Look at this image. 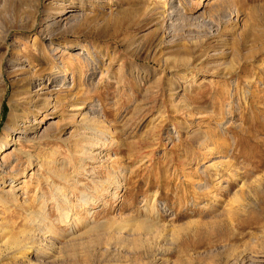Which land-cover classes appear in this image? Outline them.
Here are the masks:
<instances>
[{
	"label": "rangeland",
	"instance_id": "obj_1",
	"mask_svg": "<svg viewBox=\"0 0 264 264\" xmlns=\"http://www.w3.org/2000/svg\"><path fill=\"white\" fill-rule=\"evenodd\" d=\"M0 264H264V0H0Z\"/></svg>",
	"mask_w": 264,
	"mask_h": 264
},
{
	"label": "bare ground",
	"instance_id": "obj_2",
	"mask_svg": "<svg viewBox=\"0 0 264 264\" xmlns=\"http://www.w3.org/2000/svg\"><path fill=\"white\" fill-rule=\"evenodd\" d=\"M64 14L65 13H62V14H60V15H58V19L56 20V21H54V23H58V24H60V22H62L63 20H65L66 18H68V17H63L64 16ZM61 17V18H60ZM60 18V19H59ZM49 38L51 37V35L49 34V36H48ZM50 50H52V51H57L58 50V46H50ZM56 91V90H55ZM13 117V112L9 115V118H12ZM112 192H114V191H112ZM84 200H86V198H84ZM98 200V202L99 201H102V197L101 198H98L97 199ZM67 214H68V211H66L65 212V216L67 217ZM73 228V227H72ZM29 250V249H28ZM33 251V250H32ZM26 256V255H25Z\"/></svg>",
	"mask_w": 264,
	"mask_h": 264
}]
</instances>
